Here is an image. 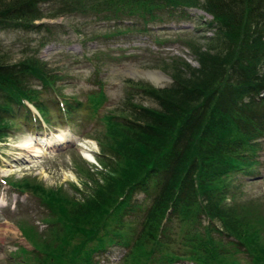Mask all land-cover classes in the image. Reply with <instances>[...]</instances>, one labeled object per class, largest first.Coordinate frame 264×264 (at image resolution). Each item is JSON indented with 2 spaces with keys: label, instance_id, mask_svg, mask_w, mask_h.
<instances>
[{
  "label": "trees",
  "instance_id": "1",
  "mask_svg": "<svg viewBox=\"0 0 264 264\" xmlns=\"http://www.w3.org/2000/svg\"><path fill=\"white\" fill-rule=\"evenodd\" d=\"M50 1L0 0V28L39 32L47 28L44 18L91 12L100 23L127 20L108 35L146 33L147 25L188 19L186 10L198 9L211 17L206 27L213 33L182 41L196 67L172 62L164 89L129 81L156 108L130 100L126 113L100 116L105 131L93 138L100 170L74 162L91 185L86 193L73 187L75 199L32 179L7 181L47 214L42 239L17 224L29 246L9 256L19 257L17 264H96L94 254L117 245L125 250L117 264H264V194L236 200L264 167V0H57L55 10L40 9ZM85 25L73 32L95 38ZM37 52L8 62L0 51V142L14 109L29 115L24 102L49 120L38 95L60 76ZM86 97L96 113L104 102L100 87ZM61 98L65 115L80 106ZM135 193L142 197L133 199Z\"/></svg>",
  "mask_w": 264,
  "mask_h": 264
},
{
  "label": "rangeland",
  "instance_id": "2",
  "mask_svg": "<svg viewBox=\"0 0 264 264\" xmlns=\"http://www.w3.org/2000/svg\"><path fill=\"white\" fill-rule=\"evenodd\" d=\"M58 6L57 0H54L40 5V9L51 12ZM186 13L188 19H170L147 25L146 33L130 31L108 35L117 28L123 29L127 20L100 23L91 12L44 18L41 22L47 28H41L39 32L0 28V51L7 53L8 62L18 61L38 50L36 58L47 63L48 68L60 76L54 82L53 90H42L38 95L39 102L46 107L48 122L41 123L32 109L28 116L24 109H14L10 132L0 142V264H17L20 258L9 255L20 248L28 249L29 244L23 240L17 224L32 226L40 239L45 236L43 234L47 228L44 222L46 210L37 199L29 194L17 193L7 185V181L32 179L43 189L59 188L75 199L78 193H86L91 185L76 171L74 162L86 166L90 173L100 170L94 160L99 150L93 140L94 137L100 138L105 131L100 116L109 112L113 115L118 111L126 113L128 107H125V102L130 100L135 105L156 108L152 100L129 83L131 81L157 89L153 86L155 82L133 75L130 70L160 72L166 77H160L161 80L155 84L162 85L161 89H164L171 83L169 72L172 71L169 69L172 68V62L196 67L189 48L182 41L200 40L201 36L212 37V28L206 27L211 17L198 9H188ZM80 23L86 24L85 33L95 34L96 37L86 35L88 39L83 40V36L75 34L73 29ZM161 66L168 67L165 70L167 72H162L159 69ZM177 68L183 69L182 66ZM33 84L39 89L37 82ZM99 87L104 102L92 114L86 96L96 93ZM61 97L72 104V99L80 102L79 108L65 115L59 107ZM67 130L77 144L68 145L67 148L58 147L51 155L29 157L28 153L18 148L23 141ZM86 156H90V159ZM257 170L256 177L246 179L243 183L237 201L249 197L255 199L264 194V182L260 180L264 178V167L260 165ZM73 187L78 189V193L73 191ZM141 197V193H135L133 199ZM124 252L120 246H107L104 251L94 254V261L96 264H117ZM183 264L191 263L185 261Z\"/></svg>",
  "mask_w": 264,
  "mask_h": 264
},
{
  "label": "bare ground",
  "instance_id": "3",
  "mask_svg": "<svg viewBox=\"0 0 264 264\" xmlns=\"http://www.w3.org/2000/svg\"><path fill=\"white\" fill-rule=\"evenodd\" d=\"M152 81L157 82L161 80L156 74H149ZM44 138H32V140L23 141L18 148L28 153L29 157H42L51 155L58 147L67 148L68 145H76V139L68 132L57 131L56 134L44 135ZM90 159V156H86ZM7 229V228H5Z\"/></svg>",
  "mask_w": 264,
  "mask_h": 264
},
{
  "label": "water",
  "instance_id": "4",
  "mask_svg": "<svg viewBox=\"0 0 264 264\" xmlns=\"http://www.w3.org/2000/svg\"><path fill=\"white\" fill-rule=\"evenodd\" d=\"M130 72H132V74L133 75H139L140 77H144L145 79H147V80H150L151 81V79L148 77V76H146V75H149V74H156L157 76H159V77H161V78H165L166 76H164L163 74H161L160 72H158V71H138V72H135V71H132V70H130ZM156 83V82H155ZM153 84V86L156 88L157 87V89H161V87H162V85H160V84Z\"/></svg>",
  "mask_w": 264,
  "mask_h": 264
}]
</instances>
